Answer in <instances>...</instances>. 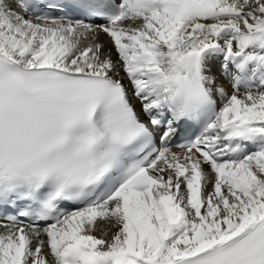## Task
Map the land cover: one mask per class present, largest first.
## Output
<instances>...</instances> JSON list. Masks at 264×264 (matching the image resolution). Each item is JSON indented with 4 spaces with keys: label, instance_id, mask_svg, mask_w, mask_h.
I'll list each match as a JSON object with an SVG mask.
<instances>
[{
    "label": "snow or ice",
    "instance_id": "1",
    "mask_svg": "<svg viewBox=\"0 0 264 264\" xmlns=\"http://www.w3.org/2000/svg\"><path fill=\"white\" fill-rule=\"evenodd\" d=\"M0 264H264V0H0Z\"/></svg>",
    "mask_w": 264,
    "mask_h": 264
},
{
    "label": "bare ground",
    "instance_id": "2",
    "mask_svg": "<svg viewBox=\"0 0 264 264\" xmlns=\"http://www.w3.org/2000/svg\"><path fill=\"white\" fill-rule=\"evenodd\" d=\"M229 91H231V88H230V86H229Z\"/></svg>",
    "mask_w": 264,
    "mask_h": 264
}]
</instances>
